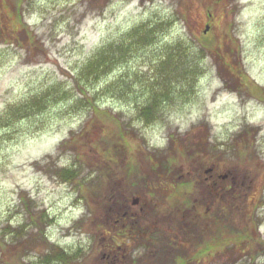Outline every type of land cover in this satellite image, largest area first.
Wrapping results in <instances>:
<instances>
[{
    "label": "rangeland",
    "instance_id": "rangeland-1",
    "mask_svg": "<svg viewBox=\"0 0 264 264\" xmlns=\"http://www.w3.org/2000/svg\"><path fill=\"white\" fill-rule=\"evenodd\" d=\"M0 16V264H149L150 233L176 226L163 193L203 204L214 178L240 185L225 229L264 248V0H0ZM110 44L106 72L87 68ZM203 256L264 264L233 243Z\"/></svg>",
    "mask_w": 264,
    "mask_h": 264
},
{
    "label": "trees",
    "instance_id": "trees-1",
    "mask_svg": "<svg viewBox=\"0 0 264 264\" xmlns=\"http://www.w3.org/2000/svg\"><path fill=\"white\" fill-rule=\"evenodd\" d=\"M1 17V16H0ZM140 30V28H138ZM9 30V29H8ZM137 35V33H135ZM114 44L106 45L99 53H97L91 60V62L87 65V68H97L98 71L101 72H106L107 67L109 64L113 62V57L111 56L114 51ZM227 67H229V71L233 74V71L235 68H238V66L230 64V60L227 63ZM241 72L236 73L235 76H238L239 78V84L243 87H249L252 84H254L253 80L250 78H247L246 81H243L242 75H240ZM244 82V83H243ZM257 85H255V88L257 89ZM255 89V90H256ZM105 122L110 123L111 119L109 117L104 118ZM123 137V136H121ZM248 143V142H247ZM250 144H244L243 150L247 147L248 149ZM197 150L198 153L200 154H206L208 152V144L207 141H205L203 138L200 139V141L197 143ZM246 151V150H245ZM130 154L132 155L133 152ZM110 155H108L109 157ZM151 161L153 162L152 164H158L154 160V156H152ZM173 161V160H170ZM134 163V162H133ZM163 163V162H161ZM166 165V164H165ZM107 169L110 170L112 169L111 164H106L105 165ZM163 166V165H162ZM172 166L171 163H167V169H170ZM109 170H107L106 173H109ZM105 175V174H104ZM111 175L108 174V178ZM106 177V176H105ZM152 180V179H150ZM223 181L220 180V178L213 179V183H218V185H221V187L224 190L223 194H218L217 196H221V198H217L213 193H215V189L212 187L209 188L207 192L206 198L203 199L207 200L206 202H192L191 200L184 198L183 202H181V206L171 208L168 204L165 203V198L166 197H171L172 194H167L166 192L163 193L162 196V203L167 205L165 206L164 209L162 210L163 214L165 213L164 216H166V219H170V215L173 214L174 218H176V226L175 228L169 223H166L164 226L159 227V230L154 231L150 235H154V242L157 240V244L154 243H149L145 244V247L149 249L148 252V258L146 260L149 261V264H190L191 262L195 263L194 261H201L203 259V255H209L211 258L215 257L217 254L221 253V250L223 249L224 245L232 244L233 247L236 248V250L240 251L241 254L249 256L252 261L255 262L257 255H260L262 253V250L264 248H259L256 252H252L250 249V243H254L255 241L258 240L259 238L255 237L253 233H250L249 230H230L228 232V229H225V226L223 223V220L225 219V216L229 219L231 212L229 209H233V198L236 197L235 192L239 187V182L237 181H229L228 179H222ZM235 180V179H234ZM197 183L199 180L197 179ZM130 186V185H129ZM128 186V187H129ZM121 187H118V190ZM112 199H115V196L111 193ZM215 198L219 199L217 202L219 204L217 205L215 203ZM233 200V202H232ZM115 201V200H114ZM192 203V205H191ZM260 203H263L261 201ZM123 204V206H122ZM121 205L118 206V211L120 215H125V212H129V206L127 205L126 202H123ZM207 206L209 208H213V211H203L201 208L204 206ZM127 206V207H126ZM197 206L199 208L198 214H196V218H194V215L191 217V214L194 212V208ZM187 207V210L185 209ZM194 207V208H193ZM220 209V210H219ZM128 210V211H127ZM196 212V211H195ZM118 214V212H117ZM197 215L199 218H197ZM125 219V218H124ZM166 222V221H163ZM220 225H222L223 228H220ZM135 223L128 224V227H125V229H130L129 231L127 230L125 233L126 237H130V233H135L133 230L136 228ZM144 226H139V228L142 230ZM143 232V231H142ZM131 233V234H132ZM144 233V232H143ZM158 233V234H157ZM224 233L229 234V237H233L232 239L230 238H222L221 234L224 235ZM136 235V234H135ZM134 236V234H133ZM150 236L151 240L153 237ZM225 241V242H224ZM264 244V241H260L259 245L262 247ZM194 244L198 246V253L202 254L200 257L196 256H189L187 250L189 248H186L188 246H191ZM256 245V244H255ZM155 246V247H152ZM157 247V249H156ZM55 251L56 254L59 257H64L63 249L52 245V247ZM179 249L180 252H177V249ZM227 248V247H225ZM182 253V254H180ZM147 257V256H146ZM205 258V257H204ZM145 260V259H143ZM145 260V261H146ZM140 262V261H138Z\"/></svg>",
    "mask_w": 264,
    "mask_h": 264
},
{
    "label": "water",
    "instance_id": "water-1",
    "mask_svg": "<svg viewBox=\"0 0 264 264\" xmlns=\"http://www.w3.org/2000/svg\"><path fill=\"white\" fill-rule=\"evenodd\" d=\"M138 203H139V199H135L134 204H138Z\"/></svg>",
    "mask_w": 264,
    "mask_h": 264
},
{
    "label": "flooded vegetation",
    "instance_id": "flooded-vegetation-1",
    "mask_svg": "<svg viewBox=\"0 0 264 264\" xmlns=\"http://www.w3.org/2000/svg\"><path fill=\"white\" fill-rule=\"evenodd\" d=\"M212 170V169H211Z\"/></svg>",
    "mask_w": 264,
    "mask_h": 264
}]
</instances>
